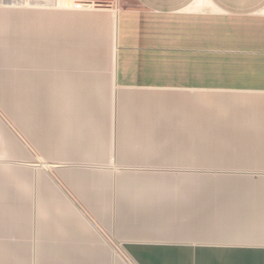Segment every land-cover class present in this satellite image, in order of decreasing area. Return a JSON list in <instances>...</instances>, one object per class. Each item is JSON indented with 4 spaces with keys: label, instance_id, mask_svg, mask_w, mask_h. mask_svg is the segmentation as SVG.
Here are the masks:
<instances>
[{
    "label": "crops",
    "instance_id": "obj_1",
    "mask_svg": "<svg viewBox=\"0 0 264 264\" xmlns=\"http://www.w3.org/2000/svg\"><path fill=\"white\" fill-rule=\"evenodd\" d=\"M32 1L0 0V264H264V0Z\"/></svg>",
    "mask_w": 264,
    "mask_h": 264
},
{
    "label": "water",
    "instance_id": "obj_2",
    "mask_svg": "<svg viewBox=\"0 0 264 264\" xmlns=\"http://www.w3.org/2000/svg\"><path fill=\"white\" fill-rule=\"evenodd\" d=\"M11 1H4V3H10ZM51 4L52 2L42 1V0H33L32 4Z\"/></svg>",
    "mask_w": 264,
    "mask_h": 264
},
{
    "label": "bare ground",
    "instance_id": "obj_3",
    "mask_svg": "<svg viewBox=\"0 0 264 264\" xmlns=\"http://www.w3.org/2000/svg\"><path fill=\"white\" fill-rule=\"evenodd\" d=\"M61 1V0H60ZM64 1V0H63Z\"/></svg>",
    "mask_w": 264,
    "mask_h": 264
}]
</instances>
